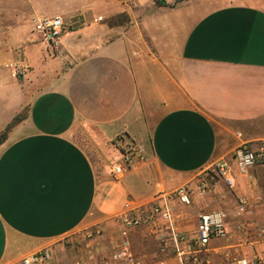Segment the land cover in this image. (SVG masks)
<instances>
[{
  "label": "crops",
  "instance_id": "0c3cea01",
  "mask_svg": "<svg viewBox=\"0 0 264 264\" xmlns=\"http://www.w3.org/2000/svg\"><path fill=\"white\" fill-rule=\"evenodd\" d=\"M50 16L69 25L62 57L32 36ZM22 115L0 144V264L42 250L48 264H126L113 260L126 240L146 264H180L119 217L187 184L191 239L202 214H228L199 264L264 257V163L196 193L213 162L264 141V0H0V136ZM120 138L146 160L119 179Z\"/></svg>",
  "mask_w": 264,
  "mask_h": 264
},
{
  "label": "built area",
  "instance_id": "2783aa9c",
  "mask_svg": "<svg viewBox=\"0 0 264 264\" xmlns=\"http://www.w3.org/2000/svg\"><path fill=\"white\" fill-rule=\"evenodd\" d=\"M33 23V32L37 39L46 43L55 57L64 56L63 38L69 31V25L64 19L61 16L40 17L33 19ZM116 146L120 149L121 158L113 164L112 171L113 175L120 179L136 164L146 160V151L143 146L135 142L124 143L121 138L118 139ZM233 158L234 162L227 159L217 160L203 171V177L197 186L198 196L203 197L212 191L217 178L223 179L233 187L235 170L240 175H246L250 169L263 164L264 141L254 145H242ZM194 195V189L190 185H182L172 192L158 195L149 207L124 212L119 217V223L128 230L149 229L157 237L162 253L167 254L172 246L175 248L180 264H186L189 260L199 264L201 255L207 251L213 238L228 237V214L224 209L202 214L198 222L197 236L191 239L180 227L179 209L181 206H191ZM247 204L245 199L240 200L238 216L244 214ZM88 237L91 238L93 235ZM50 260V251L42 250L26 256L20 264H48ZM113 260L126 264H146L134 254L129 240L116 247ZM159 264L167 263L162 261ZM238 264H264V257L255 261L242 258Z\"/></svg>",
  "mask_w": 264,
  "mask_h": 264
},
{
  "label": "trees",
  "instance_id": "16d2710c",
  "mask_svg": "<svg viewBox=\"0 0 264 264\" xmlns=\"http://www.w3.org/2000/svg\"><path fill=\"white\" fill-rule=\"evenodd\" d=\"M159 4L164 6L165 2H164V1H160ZM125 19H126L125 16H121V17H118V18L116 19V22H117V23H119V22H124ZM23 116H24V115L17 117V118L15 119L14 123H12V125L9 126V127L7 128L6 132L0 136V144H2V143L6 140L8 131L11 130L12 127H13L15 124H17L19 121H21V118H22Z\"/></svg>",
  "mask_w": 264,
  "mask_h": 264
},
{
  "label": "rangeland",
  "instance_id": "374dc122",
  "mask_svg": "<svg viewBox=\"0 0 264 264\" xmlns=\"http://www.w3.org/2000/svg\"><path fill=\"white\" fill-rule=\"evenodd\" d=\"M32 36H34V40L37 39V37H36L35 34H33ZM115 145H117V143H115ZM72 236H73V235H72ZM72 236L66 237V239L64 240L66 246H71V245H73V242H72Z\"/></svg>",
  "mask_w": 264,
  "mask_h": 264
}]
</instances>
